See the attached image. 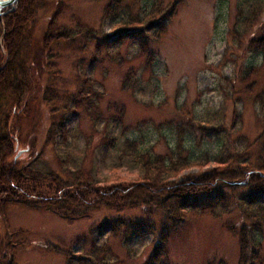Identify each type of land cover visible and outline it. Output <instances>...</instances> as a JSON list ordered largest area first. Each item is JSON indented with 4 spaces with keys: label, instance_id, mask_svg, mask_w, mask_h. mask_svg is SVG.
<instances>
[{
    "label": "rangeland",
    "instance_id": "1",
    "mask_svg": "<svg viewBox=\"0 0 264 264\" xmlns=\"http://www.w3.org/2000/svg\"><path fill=\"white\" fill-rule=\"evenodd\" d=\"M162 1L166 5L175 2ZM176 1L165 29L147 41L153 54L150 61L147 54L138 53L136 39L108 46L100 35L77 36L52 46L55 70L39 75L34 96L37 123L27 144H20L29 146L23 164L42 173L80 170L98 184L134 181L139 171L132 151L124 147L126 139L139 142V148L163 153L179 125L187 130L188 148L195 153H214L222 131L234 127L236 134L249 141L260 133L264 104L255 99L264 91V51H253L250 46L264 36V0ZM245 2L258 10L256 21L249 22L252 11L248 13L245 6L248 14L235 26L237 5ZM111 3L55 0L40 11L36 38L41 41L47 30L82 25L97 33L104 31L113 39L119 26L111 22L103 27L101 22ZM249 66L254 68L250 71ZM127 76L133 88L123 90ZM47 89L54 94L49 106L41 101ZM70 95L76 96L74 104L68 101ZM30 106L33 108L34 101ZM235 110L239 122L233 119ZM218 120L222 130L215 124ZM24 122L28 131V119ZM58 126L61 128L56 131ZM258 152V146L251 148L250 159ZM213 167V162L196 163L180 176L186 178ZM247 189L217 185L215 193L222 194L224 200H214L215 211H186L185 220L174 226L161 211L142 206L101 208L86 217L66 220L50 210L9 204L5 223L0 220L2 246L9 241L5 231L13 232L12 242L17 244L14 264H67L68 257L74 258L71 264H77L78 255H88L93 245L100 244L112 249L119 264H146L159 243L160 232H166L161 259L168 264H217L220 260L239 264V233L247 223L241 213L256 208L246 203ZM260 245L264 260V222ZM161 259L151 264H161Z\"/></svg>",
    "mask_w": 264,
    "mask_h": 264
},
{
    "label": "trees",
    "instance_id": "2",
    "mask_svg": "<svg viewBox=\"0 0 264 264\" xmlns=\"http://www.w3.org/2000/svg\"><path fill=\"white\" fill-rule=\"evenodd\" d=\"M54 1L18 0L12 10L8 7L0 15V220L5 223L9 204L50 210L66 220L86 217L91 211L101 208L122 210L142 206L148 210L155 208L161 211L174 226L185 220L186 211H215L214 200H224L222 194L215 193L217 185L229 190L244 186L248 188L246 203L256 205V208L243 209L241 213L247 223L239 233V264H263L260 239L264 222V121L260 133L252 141L236 134L238 129L234 127L229 131H222L214 153H195L188 148L184 138L187 130L179 125L176 127L177 132L173 134L172 144H168L163 153L155 152L152 148H139V142L126 139L124 147L132 151L139 171L134 181L98 184L80 170L66 174L42 173L23 164V156L29 146L22 148L20 144H27L37 123L38 109L34 96L39 89V75L48 69L55 70V64L51 61L52 46L56 42L70 41L77 36L89 38L100 35L108 46L125 39H136L138 53L147 54L150 61L153 54L148 50L147 41H152L151 37L156 38L157 33L160 34L165 29L177 3L176 0L167 5L162 0H112L105 7L101 22L103 27L107 23L119 26L113 39L109 34H104V31L97 33L77 25L75 28L47 30L39 41L35 35V23L40 11L54 4ZM129 1L133 3H128ZM245 6H248L246 2L237 5L238 17L234 25L237 21L244 20L250 9L252 12L247 19L251 24L256 21L258 10L248 6V13L245 14ZM233 30L236 32L235 27ZM255 40V44L251 43V49L263 53L264 36ZM253 68L254 66H249L250 71ZM131 88V77L127 76L122 89ZM47 90L41 101L49 106L54 94ZM75 98L76 96L70 95L68 101L74 104ZM31 101H34L33 108L30 106ZM255 101L264 104V91ZM117 114L121 119L122 111ZM219 117L221 119V115ZM25 118L29 123L28 131L25 129ZM233 119L238 122L240 120V114L236 110ZM221 123L218 120L215 124L222 130ZM52 128L55 129V126L52 125ZM60 128L58 126L56 131ZM212 131L219 134L217 128H212ZM255 146L259 147V152L251 160L248 151ZM19 150L23 151L16 156ZM211 162L214 163L211 169L186 178L180 176L183 170L196 163ZM5 234L9 241L3 247L0 235V264H14L13 248L17 244L12 242L13 232L5 231ZM159 238V243L146 264L157 263L165 254L167 233L160 232ZM73 260V257H68L67 264H71ZM161 261V264H168L163 259ZM76 263L119 264V260L107 244H100L93 245L88 255H78ZM217 264L226 262L220 260Z\"/></svg>",
    "mask_w": 264,
    "mask_h": 264
},
{
    "label": "water",
    "instance_id": "3",
    "mask_svg": "<svg viewBox=\"0 0 264 264\" xmlns=\"http://www.w3.org/2000/svg\"><path fill=\"white\" fill-rule=\"evenodd\" d=\"M18 0H0V10H3L5 8H9V10H12L15 7V4ZM23 150H19L16 154L18 156Z\"/></svg>",
    "mask_w": 264,
    "mask_h": 264
},
{
    "label": "bare ground",
    "instance_id": "4",
    "mask_svg": "<svg viewBox=\"0 0 264 264\" xmlns=\"http://www.w3.org/2000/svg\"><path fill=\"white\" fill-rule=\"evenodd\" d=\"M2 10H0V15L2 14V12H1Z\"/></svg>",
    "mask_w": 264,
    "mask_h": 264
}]
</instances>
